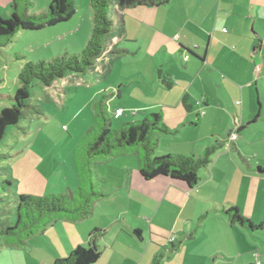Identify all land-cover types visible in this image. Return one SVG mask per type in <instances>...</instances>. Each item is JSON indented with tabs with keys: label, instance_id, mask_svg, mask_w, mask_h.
<instances>
[{
	"label": "crops",
	"instance_id": "1",
	"mask_svg": "<svg viewBox=\"0 0 264 264\" xmlns=\"http://www.w3.org/2000/svg\"><path fill=\"white\" fill-rule=\"evenodd\" d=\"M50 1L35 0L31 12L45 11ZM10 4L11 0H0V17L9 15ZM113 12L120 15L122 26L112 31V47L130 40L137 46L130 55L137 52L143 61L140 68L129 71L134 84L128 98L139 107L112 103L126 97L121 85L115 89L116 83L111 82L100 89L121 57L115 58L106 72L97 68L81 78L68 76L94 91L87 105L91 106L87 123L74 126L81 128L77 139L95 123L93 104L106 92L111 93L105 96L107 111L123 112L115 124L111 121L113 129L152 113L161 116L174 138L159 135L157 155L199 156L213 146L201 145L198 152L196 140L177 137L178 131L190 126L192 115L197 126L191 128L212 127L225 118L227 135L235 130L237 139L229 150H221L191 189L162 176L143 180L134 152L103 161L97 174L105 183V197L95 204L93 213L80 221L59 220L31 237L24 247L38 255L35 264H52L76 247L86 246L91 233L99 230L96 243L100 256L94 264H152L159 254H164L160 264H255V253L259 264H264V227L249 231L231 224L223 212L235 207L253 225L261 224L264 218V173H260L264 171V0H172L159 7L120 11L113 7ZM90 30V0H76L75 14L68 22L19 35L24 39L29 33H43L39 35L51 38L45 48L55 44L58 52H74L84 48ZM158 70L172 82L170 88L161 84ZM154 95H160L157 103L142 104ZM183 97L191 107L189 112L182 106ZM74 121H69L70 125ZM209 135L218 139L223 134L212 131ZM223 140L215 141L220 148ZM74 151L69 149L61 161L68 179L65 187H57L56 193L55 186H47L43 196L64 194L77 187ZM13 222L14 218L0 223V232ZM170 240L180 243L173 252H168Z\"/></svg>",
	"mask_w": 264,
	"mask_h": 264
},
{
	"label": "trees",
	"instance_id": "2",
	"mask_svg": "<svg viewBox=\"0 0 264 264\" xmlns=\"http://www.w3.org/2000/svg\"><path fill=\"white\" fill-rule=\"evenodd\" d=\"M171 1L90 0L91 30L81 51L56 55L37 62L26 61L24 56L15 54V60L23 61V64L17 73L18 87L13 97L6 96L12 101V105L0 111V141L7 128L17 125L23 118L25 102L30 96L29 90L34 81L50 87L68 74L84 75L97 68L106 72L115 58L127 53L112 47V31L115 27L122 26L120 15L114 14L113 7H117V11L139 6L159 7ZM33 7L32 0H11L9 15L0 17V49L11 44L15 35L20 32H39L68 22L75 14L76 0H51L47 9L41 12H31ZM158 74L161 84L170 88L172 82L161 70H158ZM182 106L187 112L191 110L184 97ZM93 110L95 123L85 132L80 145L74 151L77 187L65 194L43 197L14 196L13 225L0 232L7 244L24 246L31 237L41 234L47 226L59 220L80 221L88 218L93 213L95 204L105 197V183L97 174V167L103 161L134 152L139 157V174L143 180L162 176L179 181L191 189L197 186L199 172L209 168L212 157L218 150V147L212 146L199 156L193 153L157 155L158 136L172 133L159 114L152 113L143 120L126 122L119 131H115L111 127L105 95L99 96L93 104ZM190 124L195 125L196 122ZM5 185L3 193L10 195L11 186L8 182ZM223 212L231 224L245 227L249 231L264 227V218L261 224L253 225L235 207H229ZM135 234L138 235L139 231L135 230ZM100 236V231L94 230L86 246L76 247L67 257L56 259L52 264H94L100 256L96 243ZM191 236L192 234L188 237ZM169 244L168 252L175 251L180 245L174 240H170ZM163 258L164 254L157 255L152 264H160Z\"/></svg>",
	"mask_w": 264,
	"mask_h": 264
},
{
	"label": "rangeland",
	"instance_id": "3",
	"mask_svg": "<svg viewBox=\"0 0 264 264\" xmlns=\"http://www.w3.org/2000/svg\"><path fill=\"white\" fill-rule=\"evenodd\" d=\"M34 1L32 0L33 3ZM1 18L5 17L1 16ZM29 34L31 35L24 39L19 33L16 34L11 44L0 49V95L3 96H0V111L12 105V101L6 96L13 97L18 87L17 73L23 61L15 60V54L24 56L26 61L37 62L42 59H50L56 55L72 54L80 51L65 52L63 50L58 52L55 50L57 48H53L56 47L55 44L49 45L50 48H45L44 45L50 42V37L39 35L43 33ZM128 41L130 40L124 39L123 43L119 45L118 49L127 51V53L116 60L114 71L103 81L100 89L108 87L111 82L116 83L115 89L121 85L120 89L125 93L126 99L124 98L122 101L116 99V102L112 101V103L121 102L120 104H126L128 108H135L136 106L139 107V104L128 98V95L132 94L134 84V80H131L129 76V71L131 72L135 66L140 68L143 61L139 60L137 52L136 55H130L134 51L133 48L136 51L137 46L135 47L134 43ZM186 54L190 57V54L185 52ZM128 57L133 59L125 61ZM184 59L186 58L184 57ZM121 74L123 75L121 76ZM124 75L128 78L125 79ZM68 76L82 77L80 74H68L65 78L58 79L50 87H45L38 81H34L29 90L30 96L25 102L23 118L17 125L7 128L3 139L0 141V223H10L13 218L15 219V208L12 204L14 196L43 197L47 186L48 189L55 186L52 187L54 191H57V187H60V189L65 187V182L68 179L61 161L66 159L69 149H77L82 137L89 129L87 128L83 132L80 140L77 139V134L81 132V128L79 126L74 129V126L79 122L84 123V125L87 123L91 110V106L87 105L91 94L94 92L82 84L81 81L76 82L78 83L76 84ZM63 82H66L67 85L62 84ZM110 89L113 90L114 88L111 87ZM167 92H171V90H167ZM109 94L111 93L106 92L105 96L109 97ZM159 96L154 95L145 98L142 104L157 103L161 99ZM201 103V101H198L196 105L200 106ZM255 106L257 108V104ZM37 110H39V113ZM108 114L115 124L117 119L113 117L111 112L108 111ZM72 119L75 120V123L70 125L69 121ZM195 120L196 118L192 115L190 123H194ZM190 126L196 127L197 125L190 124ZM190 126H185L184 129L178 131L177 137L181 140H185L186 137L196 140L198 152L201 145L218 147L212 157L213 162L221 153V150H229L232 147L224 143L223 147L220 148L217 144L222 139L225 141L228 136L225 118L223 122L216 123L212 127L209 124L198 128H191ZM113 130L119 131L120 129ZM212 131H218L223 135L217 136L218 139L213 136L210 137L209 133H212ZM207 135H209V138H205ZM160 138H174V134L173 132L167 135L160 134ZM217 140L218 142H215ZM234 153L236 154V152ZM213 162L209 168L202 169L199 174L208 171L213 166ZM99 178L103 179L101 176ZM7 182L11 186L10 195L3 193V185ZM2 240L3 237L0 235V264H35L39 260L38 255L32 252L29 247L8 246L10 244L6 245Z\"/></svg>",
	"mask_w": 264,
	"mask_h": 264
},
{
	"label": "built area",
	"instance_id": "4",
	"mask_svg": "<svg viewBox=\"0 0 264 264\" xmlns=\"http://www.w3.org/2000/svg\"><path fill=\"white\" fill-rule=\"evenodd\" d=\"M225 31V30H224ZM122 110H120V109H118V110H115L113 113H112V115H113V117L115 118V119H117V118H119V117H121L122 116ZM236 139H237V134H236V131L234 130V131H232V132H230L229 133V135H228V137H227V139H226V142H225V144H227V146H231L235 141H236ZM253 257L255 258V264H259V261L257 260V258H258V255L255 253V254H253Z\"/></svg>",
	"mask_w": 264,
	"mask_h": 264
},
{
	"label": "water",
	"instance_id": "5",
	"mask_svg": "<svg viewBox=\"0 0 264 264\" xmlns=\"http://www.w3.org/2000/svg\"><path fill=\"white\" fill-rule=\"evenodd\" d=\"M260 173H264V171H260Z\"/></svg>",
	"mask_w": 264,
	"mask_h": 264
}]
</instances>
